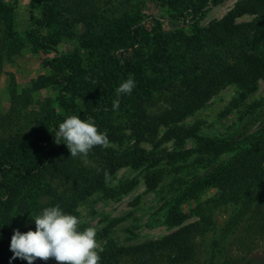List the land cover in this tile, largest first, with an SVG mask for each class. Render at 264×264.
<instances>
[{"label":"trees","instance_id":"trees-1","mask_svg":"<svg viewBox=\"0 0 264 264\" xmlns=\"http://www.w3.org/2000/svg\"><path fill=\"white\" fill-rule=\"evenodd\" d=\"M42 1L43 6L37 0H28V17L38 30H48L59 21L60 8L57 7L58 0ZM208 1L217 4L220 0H159L169 6L175 16L188 13L192 17L200 14ZM92 2L79 1L77 18V21L90 23L87 24L86 34L81 36V44L92 57L83 62L75 52L68 58H54L49 64L54 83L60 88L58 100L63 114H55L53 109H49V115L41 123L47 122L49 125L48 122H51L58 129L59 124L71 115L81 119L91 117L101 132H107L109 142H116L120 139L117 129L105 118L114 111V100L120 104L130 98L141 101L146 97L143 64L158 63L160 36L154 33L155 28L141 24L139 12L115 7L112 11L108 9V14L103 12L102 7H97L94 12L88 13ZM8 14L9 9L0 0V19ZM243 14L259 16L251 23L234 24L235 18ZM69 27L62 28V32L61 29L56 31L66 35L72 33ZM5 30L3 28L0 31V73L4 61L19 54L21 47L6 38ZM207 32V40L213 46L222 45L229 50L233 62L226 64L210 54L204 57L191 56L188 64L197 74L182 81L169 107L150 118L138 115L137 119L130 122L128 129L133 143L128 151L117 154L107 147H95L86 160L94 163L85 171L77 165V157H70L62 138L57 148L46 152L42 148L40 130L37 132L35 128L37 126L30 127V123H26L21 130L14 129L26 106L21 104L25 100L19 102L21 96L11 91L13 105L7 113H0V264H28L20 258L12 259L10 243L14 230L18 229L22 233L29 229L34 231L32 219L44 208L57 204L65 213L77 216L78 203L102 188L105 172L111 176L123 166L138 168L145 164L154 166L160 161L173 163L193 153V150L160 151L159 154L144 152L140 148L141 141L147 139L153 144L160 126L167 127L162 141L173 140L176 146H182L185 139L196 137V129H184L178 125L179 122L201 108L224 87L237 84L245 91H252L256 81L264 79V0H240L221 21L211 24ZM59 34L39 35V46L52 50ZM245 46H249V49ZM117 49L125 52L114 54ZM136 49L144 51V58L137 60L133 55L129 58L125 56L126 51L135 52ZM129 77L136 81L131 95L117 96V87ZM44 83L41 77L30 90ZM76 96L83 101L81 111L74 102ZM143 103L141 101L138 107L141 108ZM31 128L32 133L29 132ZM240 141L247 143V147L198 180L172 204L168 215L172 226L181 225L184 216L180 202L194 198L205 188L217 189L237 206L221 234L216 233L211 216L197 206L196 222L182 226L160 239L133 246H118L108 239L100 253V264H198L200 255H196L194 240L200 230L212 233L209 251H206L207 264H264V122L253 133L232 143L222 144L221 150H229ZM145 180L148 189L155 185L153 177L148 176ZM42 183L49 186H42V195L38 199L35 192ZM117 222L113 220L109 226L113 227ZM104 233H108V230H104ZM226 237L227 242L222 248L221 241ZM164 254L166 256H162ZM37 260L34 264H37Z\"/></svg>","mask_w":264,"mask_h":264},{"label":"rangeland","instance_id":"rangeland-1","mask_svg":"<svg viewBox=\"0 0 264 264\" xmlns=\"http://www.w3.org/2000/svg\"><path fill=\"white\" fill-rule=\"evenodd\" d=\"M2 1L9 9V14L0 19V31L5 28L6 38L21 47L19 54L7 58L2 65L0 113H7L10 110L13 105L11 91L14 90L16 95L21 96L19 102L25 100L21 104L26 106V111L21 112L14 129L21 130L26 123H30V127L37 126L35 128L37 132L40 130L42 148L49 152L58 146L56 138H53L57 128L53 127L51 122L47 125L46 121L43 124L41 120L49 115V109H53L55 114H63L58 100L60 88L54 83L55 78L49 64L54 58H68L75 52L83 62L91 58L89 50L81 44L83 42L81 36L86 34L87 24L90 23L77 21L80 0H58L59 21L48 30H38L29 21L28 0ZM239 1L220 0L217 4L208 1L202 12L192 17L188 13L184 15L178 13L175 16L169 6H165L159 0H93L88 13L94 12L97 7H102L103 12L108 14V9L112 11L115 7L133 10L139 12L141 24L155 28L154 33L160 36V43L157 46L160 53L158 63L143 64V80L147 95L141 101L145 103L139 108L141 101L138 99L123 100L119 104V109L105 118L117 129V135L120 136L118 141L109 142L107 146L109 150L117 154L128 151L133 143L128 129L130 122L140 115L150 118L169 107L172 97L182 86V81L197 74L188 64L191 56L204 57L210 54L226 64L233 62L229 50L222 45L213 46L212 42L207 40V31L211 24L221 21L232 11ZM37 3H42L43 6L42 0H37ZM257 16L259 15L243 14L235 18L234 24L254 22ZM68 25L72 33L60 35L56 31L61 29L62 32V28ZM54 33L59 34L55 47L52 50L42 49L38 43L39 35L48 36ZM236 47L239 45L236 44ZM245 48L249 49V46ZM119 52L125 51L117 49L114 54ZM142 52L144 51L139 49L135 52L128 50L125 56L129 58L133 55V58L139 60L144 58ZM41 77L45 82L44 85L30 90L33 83ZM24 90L30 91L25 93ZM74 102L78 110H83V101L80 97H74ZM263 122L264 79L256 81V87L252 91H245L237 84L224 87L201 108L178 123L184 129L195 128V138H187L182 146H176L173 140H161L167 127L160 126L153 144L147 139L140 143V148L150 154H159L160 151L189 150H193V153L173 163L160 161L154 166L145 164L138 168L130 166L119 168L110 176L107 183L104 182L99 191L78 203L76 211L77 216L82 220L80 225L82 230L87 227L96 228V239L101 249L108 239L118 246L138 245L160 239L182 226L196 222L198 217L195 209L200 206L215 222L216 233L221 234L225 223L237 208L222 191L205 188L194 198L181 201L179 206L184 221L176 227L168 221L171 206L198 180L247 147V143L240 141L234 143L231 149L222 151V144L232 143L246 134L253 133ZM29 132L32 133V128ZM77 158L79 159L77 165L83 171L94 163L92 160L86 162L87 158L83 156ZM148 176L155 179V185L151 189H148L145 183V178ZM42 186L49 184L42 183L37 189L35 194L38 199L42 195ZM113 220L118 222L110 227L109 224ZM104 230H108V233H104ZM211 238L210 231L197 232L194 250L197 252L196 255H200L198 264H207L206 251H209ZM226 242L227 237L221 241L222 248L225 247ZM37 264H57V262L54 259L48 261L38 259Z\"/></svg>","mask_w":264,"mask_h":264},{"label":"clouds","instance_id":"clouds-1","mask_svg":"<svg viewBox=\"0 0 264 264\" xmlns=\"http://www.w3.org/2000/svg\"><path fill=\"white\" fill-rule=\"evenodd\" d=\"M135 87L136 81L129 77L117 87L116 94L131 95ZM112 108L114 111L119 109L118 100L113 101ZM55 138L58 144L63 139L70 157L87 158L95 147L109 145L106 131L101 132L91 117L81 119L77 115H71L59 124ZM104 175L107 183L110 176L108 172ZM32 220L34 231L29 229L22 233L14 230L10 243L12 259L20 258L28 264H34L37 259H54L57 264H100L102 249L96 239L97 229L87 227L81 230L80 217L65 213L57 204L44 208Z\"/></svg>","mask_w":264,"mask_h":264}]
</instances>
